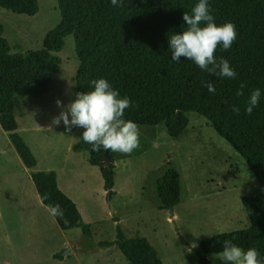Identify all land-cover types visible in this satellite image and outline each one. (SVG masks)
I'll return each instance as SVG.
<instances>
[{
    "label": "trees",
    "instance_id": "obj_1",
    "mask_svg": "<svg viewBox=\"0 0 264 264\" xmlns=\"http://www.w3.org/2000/svg\"><path fill=\"white\" fill-rule=\"evenodd\" d=\"M56 2L60 19L45 34L40 49L12 52L0 23V127L27 168L36 165V158L17 131L14 96L38 97L48 91L60 64L52 53L58 52L71 34L78 59L76 93L92 90V79L105 78L120 97L131 101L125 119L148 126L163 122L173 138L186 128L187 113L196 112L240 154L264 185V0H208L216 24L235 25L237 37L231 48L218 47L215 52L217 59L229 62L236 72L234 79L201 70L183 57L178 62L171 59L168 39L186 29L182 13L191 14L198 0H122L120 6H112L110 0ZM0 7L32 16L38 11V0H0ZM206 82L214 84V93L207 90ZM241 83L246 87L244 95L238 96ZM255 88L261 96L248 115L246 102ZM234 106L240 109L238 114L232 111ZM81 137L71 150L88 153V162L98 167L109 200L114 194L116 152H92ZM105 152L108 164L103 161ZM30 177L40 201L44 195L49 197L41 201L43 205L59 204L63 209V217L54 219L60 229L79 228L84 236H91V225L58 187L55 170H31ZM155 190L159 209H172L180 198L178 170L168 166L156 179ZM241 203L248 226L202 240L194 250L199 264H213L205 254L221 251L226 240L245 250L255 248L264 262V192L244 195ZM93 245L116 246L129 264H162L145 237H127L118 224L114 239ZM54 257L62 258L60 253Z\"/></svg>",
    "mask_w": 264,
    "mask_h": 264
},
{
    "label": "rangeland",
    "instance_id": "obj_2",
    "mask_svg": "<svg viewBox=\"0 0 264 264\" xmlns=\"http://www.w3.org/2000/svg\"><path fill=\"white\" fill-rule=\"evenodd\" d=\"M59 19L56 0H38V11L32 16L0 7L3 35L12 52L40 49L43 37ZM52 54L60 64L48 91L38 97L14 96L17 131L39 166L56 168L58 187L91 225V236H84L79 228L60 229L45 207L37 204L36 196L23 198L27 183L33 193L35 188L0 127V264H129L116 246L93 245L114 239L116 224L127 237H145L162 264H199L194 250L202 240L248 226L241 198L264 192V185L240 154L193 111L187 113L188 124L175 138L163 122L138 125L140 147L131 154L116 152L114 194L107 200L98 167L88 162L86 151L76 152L68 145L84 129L68 131L62 122L52 124L61 111L56 101L67 105L76 95L78 59L73 36L67 35L63 47ZM168 166L180 174V198L172 209H159L155 181ZM56 253L62 258L54 257ZM214 254L205 256L213 264H222Z\"/></svg>",
    "mask_w": 264,
    "mask_h": 264
},
{
    "label": "clouds",
    "instance_id": "obj_3",
    "mask_svg": "<svg viewBox=\"0 0 264 264\" xmlns=\"http://www.w3.org/2000/svg\"><path fill=\"white\" fill-rule=\"evenodd\" d=\"M112 6H120L122 0H110ZM186 29L180 33H173L168 39L171 59L180 61L181 57L192 61L201 70L221 77L235 78L236 72L223 57L217 59L215 52L218 47L223 50L231 48L236 40L235 25L231 22L216 24L210 12L208 0H198L191 9V14L182 13ZM92 90L78 92L75 99L67 105L57 100L61 109L52 119L53 125L61 122L66 130L71 131L73 126L84 129L81 139L91 145V151H112L121 154H131L140 147V129L137 123L125 119V110L131 106L128 97H120L105 78L92 79ZM209 92H215L212 82H206ZM245 84L241 83L237 90L238 96H243ZM261 96L259 88L253 89L247 99L245 111L251 115L253 108L258 105ZM232 111L239 113L238 107ZM49 197L44 195L41 201ZM45 210L53 218L63 217V209L59 204L44 205ZM214 258L222 264H264L255 248L243 249L226 240L222 250L214 254Z\"/></svg>",
    "mask_w": 264,
    "mask_h": 264
},
{
    "label": "crops",
    "instance_id": "obj_4",
    "mask_svg": "<svg viewBox=\"0 0 264 264\" xmlns=\"http://www.w3.org/2000/svg\"><path fill=\"white\" fill-rule=\"evenodd\" d=\"M31 103H28L27 105H25L24 106V109H23V113H25V111H26V109L29 107V105H30ZM25 117V116H24ZM18 130V129H17ZM71 130L72 131H77V128L75 127V126H73L72 128H71ZM82 136V135H81ZM80 136V137H81ZM79 137V138H80ZM77 141V140H76ZM75 142V140H69L68 141V145L69 146H71L72 145V143H74ZM27 144V143H26ZM28 145V144H27ZM29 147H30V145H28ZM14 148V147H13ZM30 149H32L31 147H30ZM15 150V149H14ZM32 151V153H34L33 152V150H31ZM15 152H16V150H15ZM17 153V152H16ZM18 155V154H17ZM19 156V155H18ZM35 156V155H34ZM116 156V155H115ZM20 158V157H19ZM22 161V160H21ZM23 163V162H22ZM25 166V165H24ZM26 167V166H25ZM27 168V167H26ZM50 169H55V171H56V174H57V170H56V168H53V166L51 165V164H46V165H43V166H39V161H38V159H36V165L33 167V168H27V170H28V172H29V176H30V171L31 170H50ZM58 176V175H57ZM31 178V177H30ZM31 182H32V180H31ZM57 185H58V182H57ZM27 194H25L24 192H23V198L25 197V198H32V197H34V196H36V197H34V198H36V200H37V204L38 205H40V206H42L43 204H42V202L40 201V198H39V196H38V194H37V192H36V189H35V193H33V191H32V189H31V186H30V184L29 183H27ZM32 186L34 187V184H33V182H32ZM35 188V187H34ZM61 189H63L65 192H66V190H65V187H63V188H61ZM67 193V192H66ZM44 206V205H43Z\"/></svg>",
    "mask_w": 264,
    "mask_h": 264
},
{
    "label": "water",
    "instance_id": "obj_5",
    "mask_svg": "<svg viewBox=\"0 0 264 264\" xmlns=\"http://www.w3.org/2000/svg\"><path fill=\"white\" fill-rule=\"evenodd\" d=\"M176 115H177V114H176ZM103 161H104L105 164H108V163L110 162L109 157H108V155H107L106 152L104 153ZM110 205H111V204H110ZM111 210H113V207H112V206H111Z\"/></svg>",
    "mask_w": 264,
    "mask_h": 264
}]
</instances>
